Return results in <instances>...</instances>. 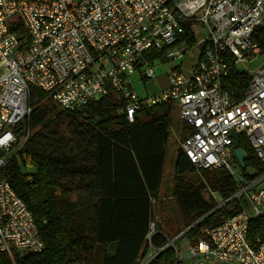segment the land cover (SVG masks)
Wrapping results in <instances>:
<instances>
[{"label": "built area", "instance_id": "1", "mask_svg": "<svg viewBox=\"0 0 264 264\" xmlns=\"http://www.w3.org/2000/svg\"><path fill=\"white\" fill-rule=\"evenodd\" d=\"M256 56H264V0H0V173L17 142L14 129L30 115V88L71 112L114 90L126 102L117 113L129 123L140 110L173 102L188 129L184 155L197 171H226L234 193L212 198L217 208L239 209L195 242L186 234L203 218L161 247L151 245L150 222L138 264L168 248L173 264H264V237L248 236L250 222L264 217V173L248 178L232 161L234 133L264 166V59L246 69ZM163 57L191 62L172 68L161 91L138 95L133 76L155 79L153 61ZM230 63L250 76L239 97L222 89ZM43 248L26 205L0 177V257Z\"/></svg>", "mask_w": 264, "mask_h": 264}, {"label": "trees", "instance_id": "2", "mask_svg": "<svg viewBox=\"0 0 264 264\" xmlns=\"http://www.w3.org/2000/svg\"><path fill=\"white\" fill-rule=\"evenodd\" d=\"M14 20L11 31L17 33L22 26ZM249 81L248 74L230 63L222 89L239 97ZM125 104L119 93L109 89L105 96L71 112L30 88V115L14 129L17 141L25 140L10 155L0 177L26 205L44 248L17 251L11 259L1 256L0 264H92L95 255L99 264H138L144 257L149 224L155 222L174 104L162 102L140 110L131 123L117 113ZM181 127L183 139L188 129L183 123ZM238 142L246 153L245 167L264 173L242 135ZM232 161L237 165L234 156ZM172 171L171 196L182 229L203 218L186 234L191 242L201 230L238 211L232 203L217 208L211 195L226 199L234 193L226 171H197L180 146ZM155 230L151 245L161 247L168 234L156 222ZM257 234L264 237V217L249 224L248 236ZM174 260L168 248L150 264Z\"/></svg>", "mask_w": 264, "mask_h": 264}, {"label": "rangeland", "instance_id": "3", "mask_svg": "<svg viewBox=\"0 0 264 264\" xmlns=\"http://www.w3.org/2000/svg\"><path fill=\"white\" fill-rule=\"evenodd\" d=\"M264 56H256L252 58V62L248 63L246 69L250 72H253L258 65L261 63ZM185 58L182 61L172 60V59H160L159 61H153V67L155 71V79L145 80L140 76V73L135 74L132 78V85L134 90L138 95H150L152 93H157L167 86L166 76L169 74L170 70L174 67L180 65L181 62H184ZM189 61V59H187ZM244 66H240V69ZM171 128H170V141L168 144L167 158L164 164V176L161 184V189L159 191V196L155 200L154 209H155V222L160 226L165 233L168 234V238L172 237L179 231H182L183 223L180 218L179 210L175 203V200L171 196V187H172V163L170 161V154L173 155L178 146H180L182 137L181 123L178 120L176 111L171 113ZM23 139H19L16 144L13 146L11 152L7 153L6 156H9L21 146ZM235 167V165H233ZM30 170H33V167L30 166ZM158 222V223H157ZM100 257L99 255L94 256L92 264H99ZM214 264V263H211Z\"/></svg>", "mask_w": 264, "mask_h": 264}, {"label": "water", "instance_id": "4", "mask_svg": "<svg viewBox=\"0 0 264 264\" xmlns=\"http://www.w3.org/2000/svg\"><path fill=\"white\" fill-rule=\"evenodd\" d=\"M232 137L234 138L233 155L235 157V160H236L237 164L239 165V167L241 169L244 170V174H245L246 177H248V178L255 177L257 175L256 170H254L253 168L245 167L244 162H245V159H246V153H245V151L243 149H241L239 147L238 139H237V137H236V135L234 133H232ZM3 155H4V151L0 150V157H2Z\"/></svg>", "mask_w": 264, "mask_h": 264}, {"label": "crops", "instance_id": "5", "mask_svg": "<svg viewBox=\"0 0 264 264\" xmlns=\"http://www.w3.org/2000/svg\"><path fill=\"white\" fill-rule=\"evenodd\" d=\"M191 62V61H190ZM190 62H188L187 60L182 62V66H186L188 65ZM174 157H175V153L173 155L170 154V161L172 163V166H173V161H174ZM167 158V157H166Z\"/></svg>", "mask_w": 264, "mask_h": 264}]
</instances>
